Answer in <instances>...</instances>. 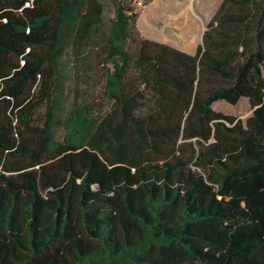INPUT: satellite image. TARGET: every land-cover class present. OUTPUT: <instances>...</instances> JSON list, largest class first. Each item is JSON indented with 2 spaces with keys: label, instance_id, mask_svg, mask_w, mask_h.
I'll return each instance as SVG.
<instances>
[{
  "label": "trees",
  "instance_id": "16d2710c",
  "mask_svg": "<svg viewBox=\"0 0 264 264\" xmlns=\"http://www.w3.org/2000/svg\"><path fill=\"white\" fill-rule=\"evenodd\" d=\"M113 1L0 0V264H264V0H222L196 54Z\"/></svg>",
  "mask_w": 264,
  "mask_h": 264
},
{
  "label": "rangeland",
  "instance_id": "374dc122",
  "mask_svg": "<svg viewBox=\"0 0 264 264\" xmlns=\"http://www.w3.org/2000/svg\"><path fill=\"white\" fill-rule=\"evenodd\" d=\"M104 20L109 22L116 12L113 0H101ZM221 0H145L136 3L140 11L137 26L144 38L172 45L180 50L189 49L191 44L201 41L202 30L215 14ZM65 73L68 75L66 92L68 106L89 105L97 116L110 104L100 91L98 76L87 67L79 68L76 59L66 57ZM96 62V60H95ZM98 67V65H97ZM215 110L235 115L246 120L252 113L247 99L234 106L225 100L213 103ZM60 130L58 135L62 136Z\"/></svg>",
  "mask_w": 264,
  "mask_h": 264
},
{
  "label": "crops",
  "instance_id": "0c3cea01",
  "mask_svg": "<svg viewBox=\"0 0 264 264\" xmlns=\"http://www.w3.org/2000/svg\"><path fill=\"white\" fill-rule=\"evenodd\" d=\"M221 2H222V0H221ZM221 2H220V4H221ZM220 4L218 5V7L220 6ZM218 9V8H217ZM217 11V10H216ZM216 13V12H215ZM213 17V16H212ZM211 17V18H212ZM211 20V19H210ZM209 20V21H210ZM209 21H208V23H209ZM206 28L207 27H204V29L202 30V35H201V41L200 42H197L196 44H191V46H190V48L189 49H183V51H185V52H187V53H190V54H196L197 53V50H198V47H199V45L200 44H203V35H204V32H205V30H206ZM243 99H247L248 100V98H242L236 105H238ZM249 101V100H248ZM250 103V102H249ZM236 105H234V106H236ZM251 105V104H250ZM239 118V117H238Z\"/></svg>",
  "mask_w": 264,
  "mask_h": 264
}]
</instances>
